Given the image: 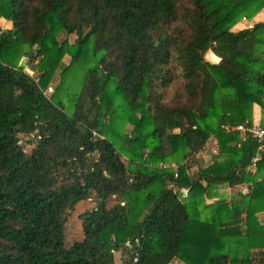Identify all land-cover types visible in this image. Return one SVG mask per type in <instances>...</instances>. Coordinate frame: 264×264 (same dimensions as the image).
Returning a JSON list of instances; mask_svg holds the SVG:
<instances>
[{"label":"trees","instance_id":"trees-1","mask_svg":"<svg viewBox=\"0 0 264 264\" xmlns=\"http://www.w3.org/2000/svg\"><path fill=\"white\" fill-rule=\"evenodd\" d=\"M262 9L264 0H0L10 23L0 28V264H114L123 248L126 264H264V140L225 129L252 124L255 106L264 128V20L230 28ZM61 33L76 38L65 47ZM74 63L84 76L66 111L55 95ZM18 133L33 134L30 152ZM210 134L218 154L192 178ZM243 183L235 202H204L217 184ZM92 193L82 238L65 246L66 213ZM113 195L122 199L108 206Z\"/></svg>","mask_w":264,"mask_h":264},{"label":"rangeland","instance_id":"rangeland-1","mask_svg":"<svg viewBox=\"0 0 264 264\" xmlns=\"http://www.w3.org/2000/svg\"><path fill=\"white\" fill-rule=\"evenodd\" d=\"M259 13H262L258 19H264V10L262 9L261 12H257L251 19L253 20L255 18V16ZM251 19L245 18L244 20L242 18H237L233 21V23L231 24L230 28L232 30H235V25L238 27H242L245 24H242L246 22L245 20L250 21ZM2 17L0 18V25L4 22L2 21ZM241 21V22H240ZM255 21V20H254ZM239 23H241L240 25H238ZM76 36L74 34H69V35H65L64 33H61L58 35V39L61 40H66L65 41V47H68L70 43H73L75 40ZM205 57V56H204ZM207 57L209 58V56L207 55ZM24 60H26L27 58H23ZM38 59V58H37ZM210 59V58H209ZM212 59V58H211ZM215 60V59H214ZM63 64L67 65L70 62V56L68 54H65V56L62 59ZM25 71H27L30 75L36 76V78L38 79V75L37 73L30 69L29 67H27L25 65V67H23ZM83 74L81 73V68L78 67L76 65V63H74V66H72L71 68H69L66 72H64L63 76H62V84L59 88V90L57 91L56 95H55V101H60L65 105V110L66 111H70L73 109V101H75L76 99V95L78 93V91L80 90V87L82 85V81H83ZM181 79L177 78L174 80L172 86H170V89H168V96H171L173 94V90L178 88V86L181 84ZM59 83V71H57L53 77V79L51 80L49 86L46 88L45 90V94L47 96H50L55 88V86ZM259 108V106H255L254 107V112H253V116L256 117V121L254 119L253 124H259L260 119H261V115L257 114V109ZM116 121H118V123H115V130L119 133H121V131L119 130L121 128V124H120V119H119V114H117V118ZM260 125V124H259ZM131 125L126 124L124 126V131H125V135L129 136L130 134V129H131ZM18 137L20 139V144L24 147V150L28 153L30 152L32 145L28 142L29 139H32L33 134L30 135H26L23 133H18ZM215 139L214 134H210L208 140L210 139ZM242 139V138H241ZM112 142H114L115 146L117 147L118 150H120L121 148V140L119 139V137H111L110 139ZM207 145L210 148V150L212 151L213 146H215L214 148H216V144H210L207 143ZM206 145V147H208ZM206 149V148H205ZM208 150V149H207ZM207 150L205 151V154L207 153ZM199 154V153H198ZM197 154V155H198ZM203 154L198 155V157L196 156V162L195 164L192 163V165H190L189 168H187L186 173L192 177L195 178L197 177L199 170L201 169V165H204L202 162H204V158L202 156ZM124 154H122V160L123 161H127V157ZM183 162V161H181ZM214 162V161H213ZM187 163V162H186ZM188 164V163H187ZM218 185V184H217ZM217 187V186H216ZM235 186L232 187H222L220 188V191L222 192V198L225 199H233V197H237V190L234 189ZM173 188L175 191L179 192V188H177L175 185H173ZM215 188V186H214ZM216 196H219L218 194L215 193ZM226 195V196H225ZM181 196V194H180ZM225 196V197H224ZM122 199V196H116L113 195L111 196L108 200H107V205L111 206L112 204L120 201ZM207 199L211 200L212 198H205L204 202L206 203ZM96 196L94 193L91 194V197L86 199V200H82L79 201L72 210H69L66 213V221H65V227H64V244L65 246H69L72 242L76 241V240H80L83 236V232H82V227H81V220L79 218V214L85 210H88L90 208H92L95 203H96ZM206 208L203 209L202 211V218L205 216L206 213ZM261 221L264 222V217H262ZM263 250V249H262ZM114 264H126L127 263V258H128V254L126 252V249H120L117 250L114 254ZM170 264H185L184 262L178 260V259H174L170 262Z\"/></svg>","mask_w":264,"mask_h":264},{"label":"crops","instance_id":"crops-1","mask_svg":"<svg viewBox=\"0 0 264 264\" xmlns=\"http://www.w3.org/2000/svg\"><path fill=\"white\" fill-rule=\"evenodd\" d=\"M264 10V9H263ZM261 12V11H260ZM262 13H259V14H257L256 16H255V18L252 20H250V21H248V20H245L246 22H244L243 23V21H242V24H245L244 26H242V27H238V29H241V28H245V27H251L252 25H253V23L254 22H257V21H263L264 19H258L259 18V16L261 15ZM1 18V17H0ZM255 20V21H254ZM2 21H4L1 25H0V28L1 29H3V28H7V27H9L10 26V23L6 20V19H4L3 17H2V20H1V22ZM241 22V21H240ZM241 23H239L238 25H240ZM237 29V26L235 25V30H238ZM208 53H211V54H213L214 55V57H215V60H213V59H209V61L210 62H212V63H216V62H218L219 61V57H217L212 51H208ZM208 53H207V55H208ZM257 114L258 115H260L261 114V110H260V108H258L257 109ZM255 119V121L258 119H256V117L255 116H253V120ZM254 121V122H255ZM208 146V145H207ZM215 146H213V148H214ZM210 148L211 147H206V149L205 150H200L198 153L200 154V152H201V154H203L202 156H203V158H204V162H202L204 165H201V169H203V168H205V167H207V166H209L210 164H212L213 163V161L215 160V158H216V156H217V154H213L212 153V151L210 150ZM208 149V150H207ZM207 150V153L205 154V151ZM197 153V154H198ZM196 154V156L198 157V155ZM193 164H195V163H193ZM253 181L254 180H258L259 179V175H254L253 176ZM225 185H217V187H215V190L218 192V195L220 196V197H222V192L223 191H220V188H222V187H224ZM226 187H229V186H226ZM250 187H251V183H243V184H240V185H237V186H235L234 187V189L235 190H237L236 192H237V197L235 196V197H233V199H226V201H228V202H232V201H236V200H238V198H239V193H247V192H249V190H250ZM230 188V187H229ZM219 196H216L215 195V197L214 198H212L211 200H209V199H207V201H206V203H211V202H213V201H216L218 198H219ZM226 196V195H225ZM224 196V197H225ZM256 215H257V217H258V219H259V221L262 223V224H264V222L263 221H261V219H262V217H264V211H260V212H257L256 213Z\"/></svg>","mask_w":264,"mask_h":264},{"label":"built area","instance_id":"built-area-1","mask_svg":"<svg viewBox=\"0 0 264 264\" xmlns=\"http://www.w3.org/2000/svg\"><path fill=\"white\" fill-rule=\"evenodd\" d=\"M243 20L245 19V17L242 18ZM211 51V50H208ZM208 51L204 54L205 59L207 61H209L208 57H207V53ZM225 129L227 131H232V130H238L241 133L242 139H246V138H251L254 140H259V141H263L264 140V128L260 127L257 124H249L247 121H245L244 123H240L237 125H231V124H227L225 125ZM207 143L210 144H215V139H210L207 141ZM206 143V145H207ZM205 150V147L202 149ZM212 153L213 154H217V150L216 148H212ZM258 159V156H255L252 158V163H254L256 160ZM164 167H173L174 169V175H177V168L178 166L175 163H164L163 164ZM181 197L182 198H186L188 196V188L183 187L179 189Z\"/></svg>","mask_w":264,"mask_h":264},{"label":"water","instance_id":"water-1","mask_svg":"<svg viewBox=\"0 0 264 264\" xmlns=\"http://www.w3.org/2000/svg\"><path fill=\"white\" fill-rule=\"evenodd\" d=\"M20 65L23 66V67L25 66V60H24V59H22V60L20 61Z\"/></svg>","mask_w":264,"mask_h":264}]
</instances>
